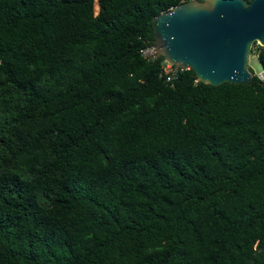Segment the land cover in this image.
Wrapping results in <instances>:
<instances>
[{"label":"trees","instance_id":"1","mask_svg":"<svg viewBox=\"0 0 264 264\" xmlns=\"http://www.w3.org/2000/svg\"><path fill=\"white\" fill-rule=\"evenodd\" d=\"M186 1L0 0V264H264V81L141 53Z\"/></svg>","mask_w":264,"mask_h":264},{"label":"water","instance_id":"2","mask_svg":"<svg viewBox=\"0 0 264 264\" xmlns=\"http://www.w3.org/2000/svg\"><path fill=\"white\" fill-rule=\"evenodd\" d=\"M155 57L210 86L253 81L248 56L264 47V0H189L153 20Z\"/></svg>","mask_w":264,"mask_h":264},{"label":"built area","instance_id":"3","mask_svg":"<svg viewBox=\"0 0 264 264\" xmlns=\"http://www.w3.org/2000/svg\"><path fill=\"white\" fill-rule=\"evenodd\" d=\"M256 44L259 45L258 43H256ZM141 53L146 59H149V60L155 59V52H154L153 47L142 50ZM162 70H163V73L167 76V78H166L167 82L171 81L172 77H173L172 74L174 72L173 66L164 61V65L162 66ZM256 76L260 80L264 81V71L259 72L258 74H256Z\"/></svg>","mask_w":264,"mask_h":264},{"label":"rangeland","instance_id":"4","mask_svg":"<svg viewBox=\"0 0 264 264\" xmlns=\"http://www.w3.org/2000/svg\"><path fill=\"white\" fill-rule=\"evenodd\" d=\"M199 1H204V0H199ZM248 66L251 68L254 74H258L259 72L262 71V67L259 64L257 57L252 54L248 56Z\"/></svg>","mask_w":264,"mask_h":264}]
</instances>
